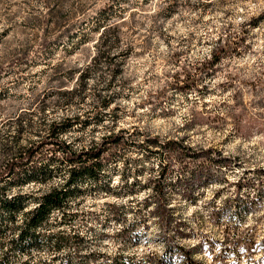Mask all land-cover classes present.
<instances>
[{"label":"rangeland","instance_id":"rangeland-1","mask_svg":"<svg viewBox=\"0 0 264 264\" xmlns=\"http://www.w3.org/2000/svg\"><path fill=\"white\" fill-rule=\"evenodd\" d=\"M110 2L127 16L112 47L114 77L109 81L108 64L97 60L86 95L47 114L89 110L84 127L66 133L74 147L112 129L134 145L105 155L103 177L80 182L36 246L21 253L11 245L17 229H7L0 264H263L264 0H0V140L15 127L14 111L55 94L64 72L95 55V31L69 50L59 41L67 26H88ZM176 78L196 79L180 90ZM94 89L113 102L92 110ZM151 137L182 140L194 154L135 147ZM161 162L160 182L177 188L165 193L175 210L164 218L151 213L148 190ZM185 182L188 191L179 189ZM37 186L14 183L9 194ZM16 221L0 216V224ZM49 228L61 234L59 250Z\"/></svg>","mask_w":264,"mask_h":264},{"label":"trees","instance_id":"trees-1","mask_svg":"<svg viewBox=\"0 0 264 264\" xmlns=\"http://www.w3.org/2000/svg\"><path fill=\"white\" fill-rule=\"evenodd\" d=\"M126 21V11L115 8V5L110 2L97 12L88 26L78 30H72L70 26H67L66 40L59 41V44L65 50H69L70 45L87 42L91 39L90 37H93L90 35L91 31H95V39H93L95 55L85 66L64 72V78L58 82L55 94L44 93L41 97H34L28 107L22 106L10 116L15 127L7 131V139L0 140V150L5 152L3 153L5 160L0 163V216L9 221L15 218L20 221H16L15 224L11 222L0 224V248L4 246L3 237L7 229H17L15 236L11 239V245L20 249L21 253L39 244L41 241L39 233L43 226L49 222L56 211L63 210L69 204L80 182L96 181L103 177L106 171L103 161L105 155L113 154L115 153L113 151L117 150H126L128 146L134 145V140L124 135L122 130L114 132L112 129L92 139L87 146L74 147L72 141L67 139L66 133L77 126L83 128L89 110L85 113L66 111L54 116L47 114V110L52 109L51 106L67 107L75 98L81 99L86 95L89 74L92 67L97 65V60H104L108 64L107 68L111 72L109 81H111L116 72V69L110 65L111 60L116 57L112 47L113 44L121 41V26ZM221 49L223 45H218L212 50L211 58H214L217 50ZM124 51L125 49H120L119 54H123ZM191 79L192 84L187 80L179 83V78H176L173 84L181 90L195 84L196 78ZM89 91H91L90 88ZM92 93L96 97L92 110L93 108L101 110L113 102L110 94H102L95 89ZM36 123L37 125L34 126ZM146 139L137 143L135 147L155 153L169 151L177 158L194 154L193 149L182 140L161 142L156 137ZM212 150L208 148L205 153L208 154ZM113 162L116 164L115 160ZM157 166L158 177L148 189L152 199L150 207L151 213L156 217L164 218L168 212L172 213L175 210L164 198L165 193L174 192L177 188H169L160 182L159 178L163 176L165 169L162 162ZM185 172L186 169L182 168L179 173L186 177ZM201 175V172L192 174L193 181L199 180ZM185 179L179 178L177 182H184ZM28 182L37 183L36 190L9 194L11 184L22 185ZM189 187L190 184L185 182L179 189L188 191ZM40 189L41 192L37 193L36 191ZM179 229L178 226L177 230ZM44 232L49 233L48 238H53L51 247L59 250L62 239L60 232L50 228ZM32 261V258L27 259L25 264H31ZM261 261L264 264V255L261 256ZM38 264L48 263L43 260Z\"/></svg>","mask_w":264,"mask_h":264}]
</instances>
